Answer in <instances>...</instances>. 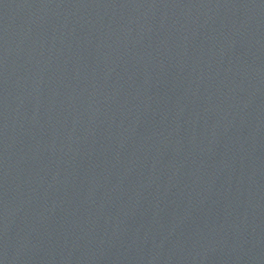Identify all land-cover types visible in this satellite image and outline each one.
I'll return each mask as SVG.
<instances>
[{"label": "water", "instance_id": "water-1", "mask_svg": "<svg viewBox=\"0 0 264 264\" xmlns=\"http://www.w3.org/2000/svg\"><path fill=\"white\" fill-rule=\"evenodd\" d=\"M264 174V0H0V264H208Z\"/></svg>", "mask_w": 264, "mask_h": 264}]
</instances>
